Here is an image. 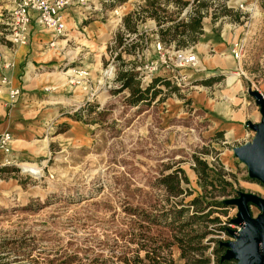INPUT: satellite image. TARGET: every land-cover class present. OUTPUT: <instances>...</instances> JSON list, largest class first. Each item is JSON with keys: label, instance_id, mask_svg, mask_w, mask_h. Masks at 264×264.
<instances>
[{"label": "rangeland", "instance_id": "obj_1", "mask_svg": "<svg viewBox=\"0 0 264 264\" xmlns=\"http://www.w3.org/2000/svg\"><path fill=\"white\" fill-rule=\"evenodd\" d=\"M103 1L73 3L89 12L100 9ZM136 1L138 10L147 0L121 4L111 0L108 5H113L110 11L124 13L127 4ZM182 1L189 2L187 11L198 5L194 0ZM239 1L200 0L205 5L201 35L221 41L231 38L230 55L234 59L235 53L238 55L232 65L214 70L217 58L208 50L202 58L197 57L196 68H160L162 76L156 73L152 81H161L152 82L148 95L159 93L149 103L133 104L131 94L146 88L141 86L138 67L161 56L153 48L154 32L150 36L146 30L129 40L125 37L129 32H122L118 17L111 14L106 27L92 28L95 34L79 29L80 33L73 35L77 44L69 43L62 52L60 47H44L48 54L42 65L53 73L48 80L59 82L46 84L43 93L46 100L54 102L57 99L50 98L52 93L64 94L60 103L64 120L49 126L47 138L39 132V136L22 142L23 160L8 172L0 171V264H123L121 257L129 246L133 223L144 232L150 221L156 224L152 227L155 235L160 232L178 237V223L168 228L159 225L170 223L181 209L186 210L181 219L196 214L191 205L196 197L203 208L235 197L236 191L264 199V187L248 179L246 167L232 153L233 147L251 141L254 135L244 123L260 121L247 89L264 94V0H242L250 9L247 11L234 8ZM161 7L167 20L184 17L177 4ZM0 18L6 20L8 15L3 13ZM120 31L122 45L116 40ZM196 44L186 48L196 52ZM10 46L6 32L0 30V60L4 48ZM110 66L114 68L109 71ZM69 70L72 73L65 74ZM76 71L87 75L80 85L67 84L78 76ZM127 71L132 86L121 89L118 77ZM212 75L220 76L207 83L213 80ZM65 86L70 92H62ZM73 89L87 99L83 107L74 106L79 94ZM200 162L212 170L210 174H220L229 183L224 191L216 181L209 186L199 178ZM26 166L38 173L26 171ZM174 173L180 179L181 194L170 193L161 184ZM204 209L197 215L211 209L208 219L217 218L218 222L196 221L184 231L191 237L210 229L215 232L193 243L199 250L188 251L187 257L207 258L214 264L224 251L219 243L232 240L228 231L237 226L231 222L237 210L228 205ZM250 212L252 216L259 214L253 205ZM220 227L228 230L221 232ZM173 257L175 264H186L177 245L173 246Z\"/></svg>", "mask_w": 264, "mask_h": 264}, {"label": "crops", "instance_id": "obj_2", "mask_svg": "<svg viewBox=\"0 0 264 264\" xmlns=\"http://www.w3.org/2000/svg\"><path fill=\"white\" fill-rule=\"evenodd\" d=\"M110 1L104 0L100 9L94 8L89 12L86 11L88 9L85 10V8L75 6L78 3H73L66 8L63 12L66 33L62 37L56 38L50 31L32 23L29 41L26 45L17 46L11 44L12 46L9 48H4L0 60V89L2 90L0 94V134L9 132L13 137V143L11 153L5 154L0 150V171L8 172L15 163L23 160L20 157V152L24 147L22 146V142L29 141L28 139L30 136H39V132L40 134L42 132V134L45 135V138H47L49 134V126L52 124L57 126L64 120L65 112L63 111V105H61L65 98L64 94L59 93L61 95H53L52 93L50 95L52 97L50 98L57 99V101L54 102L46 100V95L43 93V91L46 90V84L54 85L59 82V80L56 79L48 80V76L53 73L45 70L42 65L48 54V52L45 53L44 47H60L61 49L59 52H62V49H64L69 43L71 45L77 44L73 35L80 33V31H78L79 29L92 32V28L102 29V26L106 27V25L111 22L112 18L110 10L113 8L108 5V2ZM136 4H138V2L134 3V5L127 4L124 8L125 15L122 18L135 12ZM9 9V0H0V17L3 13L7 15ZM186 12L187 11H184L182 14H186ZM86 20L89 21L87 22ZM3 22L4 20L0 18V30L5 31V25ZM169 24L171 23H165L166 26ZM136 28L139 34H143L147 30L149 34L146 33L151 36L156 30V21L151 17H146L143 21L136 22ZM92 34H95V32H92ZM231 46L232 42L229 37L226 40L221 41L220 39L211 38L210 36L204 37L200 35L199 40L195 45V53L198 58H202L208 50H212L214 53L213 56L217 58L215 60L216 65L212 68L214 70H221L223 69V65L230 67L232 65L231 62H234L232 60L234 57L230 55ZM70 63L71 62H68L67 64ZM6 64H10V66L5 67ZM161 74L162 73H158L156 76L161 77ZM212 76L213 79L216 80L218 79L216 76L220 75ZM3 77L8 81L6 84H1ZM69 88L70 87L65 86L64 91L62 92H70L71 89ZM10 89L20 90L18 100L14 104H9L8 91ZM73 90L74 93L78 91L79 94L77 95L79 101H77V104L74 106L83 107L85 101L87 102V99L81 97V92L78 89ZM86 105L89 106L87 103ZM76 116L80 117V114L78 113ZM236 131L240 132L239 129H236ZM15 134H18L17 137H19L17 141L14 139ZM6 160L10 161L11 164H4Z\"/></svg>", "mask_w": 264, "mask_h": 264}, {"label": "trees", "instance_id": "obj_3", "mask_svg": "<svg viewBox=\"0 0 264 264\" xmlns=\"http://www.w3.org/2000/svg\"><path fill=\"white\" fill-rule=\"evenodd\" d=\"M126 0H114V2L123 3ZM163 2V3H162ZM198 2V5L194 6L193 11H187L184 17H178L176 20H167V17L162 15L165 11L162 5L168 4H177L181 8V13L183 10L187 9L189 2L182 0H147L146 5L139 6L138 10L133 13L128 14L125 18L122 19L123 28L129 33H136L139 37V33L136 28L137 21H143L146 17H151L156 21V30L154 34L158 37L159 42L165 47H174L175 49L186 48L188 46L194 45L198 37L202 34V19L205 16V12L202 10V7L205 5L200 3V0H194L193 4ZM113 6V5H110ZM167 20V21H166ZM166 22L171 24L165 25ZM165 25V26H164ZM143 35V34H142ZM141 35V36H142ZM116 40L119 45H122L123 34L118 32ZM143 37V36H142ZM129 51V49H127ZM118 79L122 82L121 89L131 88L132 86V77L130 72H124L120 74ZM160 79H155L151 81L148 87L145 89H136L132 91L131 97L133 98L132 103L138 104L140 102L149 103L152 101L159 91H154L151 96L148 95L149 87L160 82ZM210 80L207 83H211ZM216 81V80H215ZM168 84V83H165ZM152 85V86H153ZM202 165L201 170L198 172L199 178H201L206 185L213 186V182L216 181L221 187V190L224 191L226 186L229 185L220 174H210L212 170L206 165V163L200 162ZM179 172L182 173L181 170ZM184 182H187V179L184 177L182 179ZM161 184L167 187V190L170 193L181 194L180 179L177 177V174H171L161 180ZM191 205L196 208V214L188 217L186 219H181L185 209H181L173 215V219L170 223L165 222L163 225H159L162 228L172 227L173 224L178 223V233L179 236H171L165 233H152V227L156 224L149 221V224L145 228L144 232L140 230L141 226L137 223L131 224V232L128 235L127 251L121 257L123 264H175V259L173 257V246L177 245L180 250V257L185 260L186 264H210V261L207 258L204 259H191L187 257L188 251L199 250L192 247V244L199 242V240L205 238L206 235L212 234L215 231L212 229L191 237L189 233H186L184 230L191 226L196 221H203L208 219L211 211L209 209L206 213L197 215V212H202L205 209L213 206L215 208L224 207L222 201H215L213 203H208L203 208L202 202L199 197H196L192 200ZM209 222L215 223L218 222L217 218L208 219ZM218 230L227 231L225 227H220ZM220 232V231H219ZM172 239V240H171ZM210 241H213L210 239ZM219 246V245H218ZM223 248V247H222ZM214 264H228L226 261H220V258L214 261Z\"/></svg>", "mask_w": 264, "mask_h": 264}, {"label": "built area", "instance_id": "obj_4", "mask_svg": "<svg viewBox=\"0 0 264 264\" xmlns=\"http://www.w3.org/2000/svg\"><path fill=\"white\" fill-rule=\"evenodd\" d=\"M75 1L78 2L80 0H9L10 9L7 11L8 18L6 20L3 19L6 40L12 45H26L29 41L32 23L50 31L56 38L64 36L66 33V25L64 23L63 12ZM234 8L240 10L246 9L245 11L248 9L247 3H243L242 0L236 2ZM186 10L187 9L184 11ZM111 14L118 17L119 28L122 32L125 31L123 26L120 25L124 13H120L118 9H115L111 11ZM125 37L132 40L137 37V34L127 33ZM153 48L157 53H160L161 56L158 61H151L138 67V71L141 75V86L148 87L153 76L160 72V68L168 69L171 66L172 70H180L198 67L197 55L192 49H175L172 46L165 47L159 42L157 36H155ZM135 55L139 57V53ZM237 58L238 55L235 53V59ZM9 66L10 64L5 65V67ZM112 68L114 67L110 66L109 71ZM75 73H78V76L74 75V78L69 80L67 84L80 85L87 75V73L77 71ZM7 82V79L3 77L1 84H6ZM1 91L0 89V94ZM19 95V89H10L8 91L9 104H14ZM12 143L13 137L9 132L0 134V150L3 153L9 154L12 152ZM4 164L8 165L11 164V162L6 160ZM231 227H233L232 231H238L240 229L239 226Z\"/></svg>", "mask_w": 264, "mask_h": 264}, {"label": "water", "instance_id": "obj_5", "mask_svg": "<svg viewBox=\"0 0 264 264\" xmlns=\"http://www.w3.org/2000/svg\"><path fill=\"white\" fill-rule=\"evenodd\" d=\"M247 94L259 110L260 121L244 123L254 135L251 141L233 147L232 153L246 167L248 179L257 181L264 187V94L250 88L247 89ZM222 202L236 208V215L231 222L240 229L229 230L232 240L219 243V248H224L220 261L231 264H264V199L251 192L236 191L235 197ZM251 205L258 208V215H251Z\"/></svg>", "mask_w": 264, "mask_h": 264}, {"label": "bare ground", "instance_id": "obj_6", "mask_svg": "<svg viewBox=\"0 0 264 264\" xmlns=\"http://www.w3.org/2000/svg\"><path fill=\"white\" fill-rule=\"evenodd\" d=\"M72 73V71L71 70H69L66 74H71ZM232 80V79H231ZM234 80V79H233ZM34 169L35 168H33V167H28V166H26V171H30L31 173H33V174H37L38 173V171H34Z\"/></svg>", "mask_w": 264, "mask_h": 264}]
</instances>
